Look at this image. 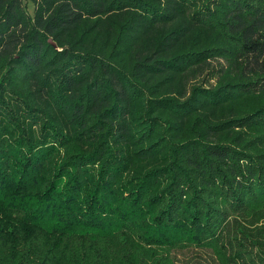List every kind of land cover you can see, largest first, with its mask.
Instances as JSON below:
<instances>
[{
  "label": "trees",
  "instance_id": "16d2710c",
  "mask_svg": "<svg viewBox=\"0 0 264 264\" xmlns=\"http://www.w3.org/2000/svg\"><path fill=\"white\" fill-rule=\"evenodd\" d=\"M0 264H264V0H0Z\"/></svg>",
  "mask_w": 264,
  "mask_h": 264
},
{
  "label": "rangeland",
  "instance_id": "374dc122",
  "mask_svg": "<svg viewBox=\"0 0 264 264\" xmlns=\"http://www.w3.org/2000/svg\"><path fill=\"white\" fill-rule=\"evenodd\" d=\"M27 9H28V12L31 14L33 11V6L29 3H27Z\"/></svg>",
  "mask_w": 264,
  "mask_h": 264
}]
</instances>
